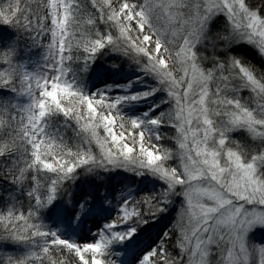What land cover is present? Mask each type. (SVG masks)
I'll use <instances>...</instances> for the list:
<instances>
[{"label":"snow or ice","instance_id":"6c2138e0","mask_svg":"<svg viewBox=\"0 0 264 264\" xmlns=\"http://www.w3.org/2000/svg\"><path fill=\"white\" fill-rule=\"evenodd\" d=\"M0 25L16 33L0 47V90L11 93L0 91V178L22 190L27 209L19 200L0 209V264H117L113 246L177 196L175 225L135 264H255L246 236L264 227V69L229 49L247 45L264 60V0H0ZM25 37L45 49L31 65L18 59ZM106 49L140 75L88 92L83 78ZM145 78L154 83L131 91ZM149 98L156 102L147 110L122 112ZM166 127L180 149L175 167L173 151L159 143ZM233 133L259 141L256 153L235 144ZM78 169H122L163 187L118 193L117 214L81 242L39 215L50 205L55 211L61 197L72 203L68 186ZM89 199L76 206L73 222ZM173 235L178 252L169 251ZM5 243L24 251L10 255ZM254 252L264 264V245Z\"/></svg>","mask_w":264,"mask_h":264},{"label":"rangeland","instance_id":"374dc122","mask_svg":"<svg viewBox=\"0 0 264 264\" xmlns=\"http://www.w3.org/2000/svg\"><path fill=\"white\" fill-rule=\"evenodd\" d=\"M217 22L221 23L222 18H218ZM6 31V29H1L0 40L4 41L3 39L5 37L2 34H6ZM47 42L48 41L46 40L45 43ZM18 50H20L19 47ZM44 51L45 49L42 47H32L30 42V46L23 49V54L19 53L18 59L31 65L33 62L40 60ZM252 52L256 54L255 51ZM138 75H140V73L137 71V68L135 70L130 69L123 72H118V70H113L111 68L103 71H95L91 75L85 88L88 92H94L98 88H103L105 84L108 83H126L129 80H135ZM147 86L148 83L146 81L143 83L136 82L133 84L131 91H142ZM155 102L156 98H149L146 102L126 104L122 107V112L128 116L137 115L140 112L147 110L151 104ZM162 134L164 137L173 141L171 144L174 148L175 164L178 166L180 149L176 141L171 138L175 135V131L174 129L166 127L162 128ZM164 141L165 138L159 143L161 144ZM101 175L108 177L112 176V186L108 187L106 185V181L101 176H97L94 173V176L96 177L92 178V183H90L92 187L88 190V193L85 192V195L88 194L87 196L90 197L88 200V210L81 214L79 220L73 222L76 206L84 198L81 196V192L83 194V191L89 185V183H86L85 181H80L79 186L71 194L72 203H62L58 208V213L55 215L56 218L53 219V223L51 225L52 230H58L60 235L67 239L90 242L95 238L93 233L106 221L111 220L117 214V208L115 205L117 203L116 197L118 193L131 189L133 196H139L144 193L159 191L163 187L161 181L150 175L137 177L127 172V180L124 176L115 175L112 170H103V174ZM158 184L159 188H157ZM105 199L111 201L112 203L110 205H106L104 203ZM182 203L183 198H180L179 196L175 197L174 201L167 206L165 211L161 212L154 220L149 219V222H153L149 227H153V225H155L154 229L151 228L148 230L149 224H147L140 227L134 238L113 246V252L119 253V255L114 256L117 264H135L139 255H142L144 251L159 240L169 227L172 228L175 225L177 219L179 218ZM235 203L238 205L241 202L236 201ZM245 207L252 210L251 206L245 205ZM260 209L261 206H256V210ZM185 223H187V218H185ZM143 229L145 230L144 232L141 231ZM246 239L249 244L250 259L254 258L255 264H259V255L258 252H254V249L259 248L264 244V227H253L247 233ZM254 240H259V242H255ZM261 241L263 244H260ZM176 252H178V249ZM213 264H215V261Z\"/></svg>","mask_w":264,"mask_h":264},{"label":"trees","instance_id":"16d2710c","mask_svg":"<svg viewBox=\"0 0 264 264\" xmlns=\"http://www.w3.org/2000/svg\"><path fill=\"white\" fill-rule=\"evenodd\" d=\"M222 26V22H216L214 24L213 27V31L218 30L220 27ZM1 29H6V34H2L5 38L7 37H12V38H16V33L15 30L11 29L9 26H5V25H0V31ZM3 39V38H1ZM4 40V39H3ZM4 44V41L0 40V47H2ZM30 46V41L27 40V38H23L18 40V47L20 48V50H18V53L23 54V49L25 47H29ZM252 51H254L252 48H250L247 45H236L233 48L229 49V52L233 55H238V56H242L244 57L246 60L250 61L253 64H257V67H261L262 69H264V60H261L256 54H254ZM116 63L119 65V69L118 72H123V71H127V70H135L137 68V65H135L134 63H131L126 57H122L116 53H113L111 51H108L107 49L104 50V52L98 56V58L96 59V61L92 64L91 69L89 70V72L84 76L83 81H82V85L84 87H86V85L88 84L91 75L95 72V71H103V70H107L110 69L108 67H110L111 64ZM145 81L149 84V83H154L149 81L147 78H145ZM3 91V90H0ZM4 95H11V93H8L6 91H3ZM244 96H247L248 93L244 92L242 93ZM65 135L67 137H69V139H71L73 133L71 132V129H67L65 131ZM231 135V140L235 142V144H240L243 145L245 147V149L247 151H250L252 154L256 153V149L259 146V141H254L250 136L247 135V133H233L230 134ZM171 142H173L171 139L165 137V141L162 142L161 144L173 151L174 153V148L171 144ZM235 144H230L229 146L233 148V150H237L235 147ZM169 166L170 167H175V159L172 161H169ZM112 172H114L115 175H121L124 176V178L127 180L128 176H127V172L123 171L122 169H114L112 170ZM121 172V173H120ZM94 173L97 176H101L105 181H106V185L108 187L112 186L113 183V178L112 176L108 177V176H102L101 174H103V170L102 169H97L93 172H89L86 173L83 169H78L77 170V178L75 179V181H73L70 186H68V191L71 192V194L75 191V189L79 186L80 181H85L86 183H89V185L87 186V188L83 191L84 193L82 194L81 192V196L85 197L87 195H85V192L88 193V190L91 189V185L90 183H92V178H95L96 176H94ZM67 184V182H66ZM157 188H159V184L157 186ZM14 200H19L21 202H25V208L24 210L26 211V199L25 196L22 193V190H18L16 186L10 184L7 180L0 178V209H4L7 208L11 203H13ZM62 203H65V200L63 197L57 199L56 201H54L55 204V211H51V205L49 206L48 209H43L40 212V219L41 221L48 227L51 229V225L53 223V219L56 218V213H58V208L60 207V205ZM153 223V222H152ZM151 222H148V230L151 229L152 225ZM144 224L143 226L147 225ZM142 226V227H143ZM146 228V227H145ZM168 229H171L170 227ZM141 231H145L144 229ZM262 234V233H261ZM175 241H176V236L173 235L170 243H169V251L170 252H176L177 249H175ZM255 241V240H254ZM255 242H259L255 241ZM257 244V243H256ZM260 244H263L262 241L260 242ZM255 245V244H254ZM264 245V244H263ZM4 251L8 252V254L10 255H19L21 254L24 249L22 246L20 245H16V244H10V243H5L3 245Z\"/></svg>","mask_w":264,"mask_h":264},{"label":"bare ground","instance_id":"6f19581e","mask_svg":"<svg viewBox=\"0 0 264 264\" xmlns=\"http://www.w3.org/2000/svg\"><path fill=\"white\" fill-rule=\"evenodd\" d=\"M149 182V181H148ZM155 225H153V227H151L152 229H154Z\"/></svg>","mask_w":264,"mask_h":264}]
</instances>
